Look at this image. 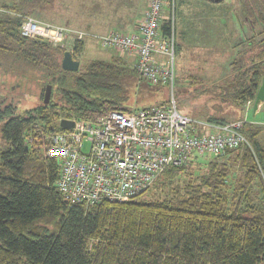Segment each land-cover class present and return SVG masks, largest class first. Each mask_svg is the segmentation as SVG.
I'll use <instances>...</instances> for the list:
<instances>
[{"label": "trees", "instance_id": "obj_1", "mask_svg": "<svg viewBox=\"0 0 264 264\" xmlns=\"http://www.w3.org/2000/svg\"><path fill=\"white\" fill-rule=\"evenodd\" d=\"M53 2L14 0L0 10L6 142L0 151V264H264V127L258 124L244 122L247 144L206 167L198 157L169 168L135 200L93 206L64 200L57 187L60 163L43 157V142L66 131L63 119L133 112L123 102L121 80L134 68L116 56L89 61L77 72L63 70L66 48L21 34L23 20ZM242 15L256 33L232 60L225 84L205 91L214 99L210 124L232 123L233 117H220L227 110L244 121L264 77V46L251 49L264 33V0H242ZM162 34L174 37L176 56L171 21ZM83 49L84 42H76L73 57ZM33 92L40 103L20 112L17 96ZM152 189V198L143 199Z\"/></svg>", "mask_w": 264, "mask_h": 264}, {"label": "built area", "instance_id": "obj_2", "mask_svg": "<svg viewBox=\"0 0 264 264\" xmlns=\"http://www.w3.org/2000/svg\"><path fill=\"white\" fill-rule=\"evenodd\" d=\"M170 2L148 0L144 18L131 33H73L27 17L22 22L21 34L64 48H73L88 36L96 38L105 51L133 59L134 69L141 77L155 84L171 82L173 87L174 37L166 39L162 34L164 22L170 21L165 16ZM171 24L175 29L174 19ZM252 104L248 102L247 107ZM66 120L73 121L74 127L47 136L41 148L44 158L59 161L57 187L72 205L135 200L169 168L198 157H223L227 150L247 144L240 132L245 119L228 125L202 122V130L198 131L196 121L181 114L175 100L157 108L111 111L95 121Z\"/></svg>", "mask_w": 264, "mask_h": 264}, {"label": "rangeland", "instance_id": "obj_3", "mask_svg": "<svg viewBox=\"0 0 264 264\" xmlns=\"http://www.w3.org/2000/svg\"><path fill=\"white\" fill-rule=\"evenodd\" d=\"M13 1L0 0V10L11 5ZM107 8L125 14L127 18H130L126 22L135 26L144 18L148 9V0H54L52 4L43 7L40 12L34 9L33 17L40 22L59 26L73 33L104 36L110 32H119L121 29L115 23L103 26L94 17L98 15L100 9L106 11ZM173 8L175 14H173ZM165 16L166 20H170L172 23L174 19L175 40L178 45L174 60L175 81L173 87L171 82L155 84L141 77L133 69L135 61L127 56H122L129 67L133 69L121 80L123 102L134 111H138L168 106L175 100L178 111L196 121L198 131H201L202 127L199 124L209 123L208 116L215 113L214 99L205 91L210 87L225 84L229 77V65L239 52L249 46L246 38H251L256 31L242 15V0H220L219 2L172 0ZM260 31L262 30L260 29ZM262 39H264V33L255 36V39L252 40L254 46L251 49L263 47ZM83 42V51L76 57L77 59L74 58L80 62V68H84L89 61L95 59L109 61L120 56L112 50L102 49L96 38L88 36ZM65 48L72 52V45ZM0 84H2L1 81ZM6 86L7 88L9 86L7 82ZM2 94L1 90L0 95L3 96ZM23 94L17 96L20 112L34 108L40 103L38 95L34 92L31 95L27 94L29 96ZM251 106L254 107V104ZM260 106L263 108L256 113L253 109L249 110L251 107L249 109L246 107L243 119L264 127V102ZM237 114L227 110L220 117H233L234 122L240 117ZM236 116L238 117L234 118ZM4 125L5 121L0 122V151L6 148V142L2 135ZM261 140L264 144V132ZM212 158L209 156L200 159L204 163L202 167H206L207 162L214 160ZM153 191L152 189L147 192L143 199L152 198Z\"/></svg>", "mask_w": 264, "mask_h": 264}, {"label": "water", "instance_id": "obj_4", "mask_svg": "<svg viewBox=\"0 0 264 264\" xmlns=\"http://www.w3.org/2000/svg\"><path fill=\"white\" fill-rule=\"evenodd\" d=\"M213 2H219L220 0H212ZM62 68L65 71H72L77 72L80 69V62L78 60H75L73 57V53L70 51H66L64 53V57L62 60ZM52 88L51 86L47 87L46 93H45V103L48 104L51 98ZM264 102V77L261 81V84L259 86L255 101H254V110L257 111L260 104ZM60 126L62 128H73L74 122L69 121L66 119H63L60 123Z\"/></svg>", "mask_w": 264, "mask_h": 264}, {"label": "crops", "instance_id": "obj_5", "mask_svg": "<svg viewBox=\"0 0 264 264\" xmlns=\"http://www.w3.org/2000/svg\"><path fill=\"white\" fill-rule=\"evenodd\" d=\"M99 12H98V15H96L94 17H96V19L98 20V22L100 24H102L103 26L110 24V23L118 24L121 27L119 32H122V33H131L133 31H135L136 28L138 27V25L140 24V22H139V23H137V25L134 26V24H130V23L126 22L130 18H127L125 16V14H121L119 12H116L115 9L107 8L106 11H102L100 9ZM134 23H135V21H134ZM262 108H263V106L262 107L260 106V107H258L257 111H255L254 107L251 106V108L250 109L248 108V109L249 110L253 109V111L256 113V112L260 111V109H262Z\"/></svg>", "mask_w": 264, "mask_h": 264}]
</instances>
